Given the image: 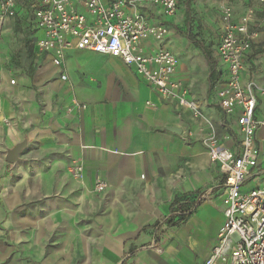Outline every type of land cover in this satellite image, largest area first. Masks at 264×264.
Returning a JSON list of instances; mask_svg holds the SVG:
<instances>
[{
    "label": "crops",
    "instance_id": "0c3cea01",
    "mask_svg": "<svg viewBox=\"0 0 264 264\" xmlns=\"http://www.w3.org/2000/svg\"><path fill=\"white\" fill-rule=\"evenodd\" d=\"M31 2L19 0L0 26V264H205L224 223V177L203 140L214 130L234 154L242 142L239 111L217 105L227 79L221 10L238 22L253 8L259 19L257 0H176L173 17L137 8L168 30L159 45L177 57L172 79L198 118L118 58L73 50L56 67L36 47L43 32ZM143 46L149 53L158 44ZM250 81L264 88V28L245 55L241 82ZM255 144L244 193L264 187L261 130Z\"/></svg>",
    "mask_w": 264,
    "mask_h": 264
},
{
    "label": "built area",
    "instance_id": "2783aa9c",
    "mask_svg": "<svg viewBox=\"0 0 264 264\" xmlns=\"http://www.w3.org/2000/svg\"><path fill=\"white\" fill-rule=\"evenodd\" d=\"M18 1L0 0V26L15 17ZM257 2L262 12L259 19L253 8L238 22H234L231 9L221 10L222 35L217 52L226 66L227 79L217 92V105L227 115L239 111L237 125L242 142L241 152L234 154L219 143L214 132L203 140L211 162L218 164L224 177V223L205 264H264V187L241 191L258 162L255 133L261 130L264 134V110L260 117L256 115L258 89L252 81L241 82L245 55L264 28V0ZM144 3L161 8L166 17H173L177 11L176 0H32L36 26L43 32L36 47L51 54L56 67H61L65 53L73 50L118 58L159 97L175 100L198 118L201 116L198 105L172 79L177 57L159 45L168 30L163 25L146 22L137 10ZM77 6L84 8L92 20L80 13ZM147 39L158 44L149 53L143 46ZM61 79L65 81L66 76ZM260 94L264 97V90ZM81 171L75 168L74 176H80ZM95 188L102 191L104 185L97 183Z\"/></svg>",
    "mask_w": 264,
    "mask_h": 264
},
{
    "label": "rangeland",
    "instance_id": "374dc122",
    "mask_svg": "<svg viewBox=\"0 0 264 264\" xmlns=\"http://www.w3.org/2000/svg\"><path fill=\"white\" fill-rule=\"evenodd\" d=\"M253 83L256 85V88L258 89V94L261 96L260 92L263 91L264 88L259 86L258 84H256L254 81H253ZM213 132H214L215 136H217L214 130H213Z\"/></svg>",
    "mask_w": 264,
    "mask_h": 264
},
{
    "label": "water",
    "instance_id": "95a60500",
    "mask_svg": "<svg viewBox=\"0 0 264 264\" xmlns=\"http://www.w3.org/2000/svg\"><path fill=\"white\" fill-rule=\"evenodd\" d=\"M10 162H14V159H10Z\"/></svg>",
    "mask_w": 264,
    "mask_h": 264
}]
</instances>
